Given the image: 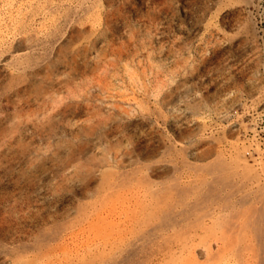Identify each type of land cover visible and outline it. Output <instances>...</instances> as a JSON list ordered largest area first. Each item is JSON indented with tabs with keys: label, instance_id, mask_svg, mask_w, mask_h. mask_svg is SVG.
Returning <instances> with one entry per match:
<instances>
[{
	"label": "rangeland",
	"instance_id": "rangeland-1",
	"mask_svg": "<svg viewBox=\"0 0 264 264\" xmlns=\"http://www.w3.org/2000/svg\"><path fill=\"white\" fill-rule=\"evenodd\" d=\"M0 264H264V0H0Z\"/></svg>",
	"mask_w": 264,
	"mask_h": 264
}]
</instances>
